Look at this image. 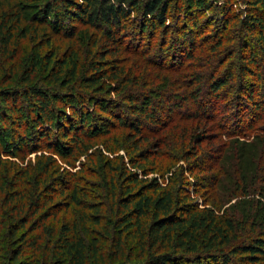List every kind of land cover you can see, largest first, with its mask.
I'll use <instances>...</instances> for the list:
<instances>
[{
    "label": "trees",
    "instance_id": "1",
    "mask_svg": "<svg viewBox=\"0 0 264 264\" xmlns=\"http://www.w3.org/2000/svg\"><path fill=\"white\" fill-rule=\"evenodd\" d=\"M29 1H34L30 13L24 10V0L0 1V56L6 63L11 61L10 67H15L16 60L17 67H24L19 79L12 81L13 86L6 84L11 82L6 74L1 76L0 103L12 109L14 102L22 98L28 107L36 109L33 123H47V132L43 129L38 135L46 142L17 148L27 154L40 149L50 153L37 154L31 167L20 165L14 169L10 178H17L18 190L9 188L8 193L0 178V264H264V124H259L264 122V101L259 96L264 91V74L234 62L240 55L251 64L257 63L254 49L246 48L248 37L264 53V0H245L244 16L228 0L224 17L216 19L199 12L203 6L197 3L202 0H191L198 6L195 13L184 6V0ZM206 1L210 5L211 0ZM171 3L178 21L187 13L185 22L167 23L171 21ZM27 19L35 39L45 29L56 37L47 36L44 42L28 49L26 42L17 41L18 36L28 37ZM214 21L217 25L212 24ZM83 26L94 28L96 39L104 41L96 52L99 59L83 66L85 73L81 72L84 91L78 101L82 108L66 118L65 127L63 122L59 124L63 128L58 137L69 138L73 148L81 147L75 157H89L94 137L111 139L113 130L125 129L122 143L126 160L119 158L116 165L108 162L110 167L103 172L110 174L102 184L106 186L105 195L109 192L111 197L108 216L101 215L95 203L78 198L76 188L72 194L67 192L72 181V187L81 183L55 174L58 159L54 153L59 154L61 148L53 146L59 138L53 142L48 139L56 101L61 102L60 96L65 95L70 102L76 100L73 92L59 90L77 80L80 70L75 57L58 58L55 51L64 39L78 38ZM81 40L88 41L86 36ZM52 41L55 48L42 56L47 74L38 77L41 55L35 53L36 49ZM115 55L118 59L113 58ZM137 60L146 71L147 64L156 67L151 68L152 76L170 78L172 83L142 87L140 76L137 80L131 78V61ZM232 85L235 88L228 92ZM162 91L172 98L160 105ZM148 93H153L149 106H142L141 115L132 117L136 103H143ZM90 98H95L90 104L108 115L93 112L88 117L91 106L87 103L86 107L85 101ZM124 102L131 113L122 115L117 109ZM146 121L151 126L149 132ZM17 122L21 124L20 119ZM202 122L227 143L218 161L230 168L223 181L219 172H214L207 177L209 181L201 177V188H186L184 170H201L205 161L216 158L211 153L198 157L199 152L187 149L191 143L203 140L201 134H196ZM188 123L192 128L186 127ZM150 137V150L140 148L142 141ZM68 145L62 142L61 146ZM103 145L109 152L118 150L106 140ZM182 146V155H177L175 151ZM186 156L196 157L192 167L171 170ZM24 158L21 156L22 161ZM64 160L69 163L67 158ZM31 169L35 176L30 174ZM83 169L92 175L94 168L85 165ZM151 173L162 176L163 182ZM119 177L121 184L117 183ZM201 190L203 195L208 194L204 195L203 205L192 197V191L198 195ZM56 195L70 196L71 202L95 211L82 214L81 228L75 218L60 220L56 217Z\"/></svg>",
    "mask_w": 264,
    "mask_h": 264
},
{
    "label": "rangeland",
    "instance_id": "2",
    "mask_svg": "<svg viewBox=\"0 0 264 264\" xmlns=\"http://www.w3.org/2000/svg\"><path fill=\"white\" fill-rule=\"evenodd\" d=\"M2 1V0H0ZM36 1V0H35ZM175 1V0H174ZM184 6H187V8H190V11H197V7L195 4H193L191 2V0H184ZM228 0H211L210 1V5L207 4L206 0H202V2L197 3L199 6L202 5V8H206L211 6V8L208 9H200L199 12H202L203 14H205L206 17H209L210 19H216L219 18L221 16L224 17V14L226 13L225 7H226V2ZM231 1V0H230ZM15 2V1H13ZM25 2V12L30 13L32 12V9L34 7V1H29V0H24ZM231 2H233L235 9L237 12H239L240 14H246V3L245 0H232ZM196 3V2H195ZM32 7V8H31ZM186 8V7H185ZM206 12H208L206 14ZM195 13V12H193ZM192 13V14H193ZM135 14V13H134ZM187 14V13H186ZM186 14H182L180 16L181 20L178 21V18H176L178 16V14H176V10L174 7V4L171 3V7H170V14L169 17L171 19V21L168 20V24L169 25H173L175 22H185V17ZM136 16V15H135ZM215 17V18H212ZM27 30H28V37L25 39H21L20 36L17 37V41L20 42H26L24 43V45L28 46V49H31V45L32 44H36L38 42H44L45 38H47V36L51 37V38H55V34H51L47 29H45V33H43V31H41L39 33V35L36 37L34 36L33 33V26L32 23L30 21V19H27ZM212 24H216L217 23L214 21L212 22ZM80 36H78V38H74L75 40H66L64 39V43L62 46H60V48H57V50L55 51V57L58 58H73L75 57L77 59L78 65L80 66V70L79 75L77 80L68 83L66 85H64L62 88H60V92L61 93H65L67 94V92L72 93L74 98L76 100L71 101L66 97V95L64 97L60 96V100H62L61 102L56 101V110H55V120L53 121V123L51 124V126L53 127L52 130H50L49 133V141L53 142V140L58 139V141L53 142V146H55V148L60 149L58 151H61L59 154L58 153H54V156L58 159L57 163L55 165V174L56 175H60L62 174L63 177H70L73 178L75 181L80 182L81 185L79 186H71L74 181H72V183L69 185V188L67 189V192H70L71 194L76 190L77 196L78 198H81L82 200H86L87 202H93L96 205H98L101 208V215L103 213V216H108V212L111 211L110 208V199L111 197L109 196V192L108 194L105 195V193L103 191H105L106 186L102 185L103 182L105 181V178H108L110 176V174L107 172L105 175L103 172L107 171V169L110 167L108 166V162H110L111 165H116L119 162V158H122L124 160H126L125 157V144L122 143V139L124 137V133H125V129H122L121 127L115 129L112 131V136H110L111 139L109 138H104L103 137H94L92 140H95V145L91 148V150L88 151V156L87 157L85 154L82 155L80 154V156L75 157L76 156V152L80 151L81 152V147L77 146V148H73L71 144V140L69 138L66 137H58L60 135V132L62 130L63 127H65L67 125V121L71 116V113L73 111L76 112V114H78L79 110H81V102L78 101V98H81V91H84V87H82V73H85L83 69V66L87 67L88 63L91 61H96L99 59V56L96 54V52L99 50V48L101 47L102 43L104 39H96V31L94 28L91 27H80ZM103 29L105 27H102ZM242 29V28H241ZM239 30V28H238ZM236 30V31H238ZM240 31V30H239ZM234 33H236L234 31ZM237 34V33H236ZM86 36V39L88 40L86 41H82L81 37ZM98 37H102L99 36ZM57 39V38H56ZM94 40H97L96 43L94 44ZM100 40V41H98ZM239 41V39H238ZM248 42V45H247ZM247 42H246V48L248 49H254L255 51V58L257 60L256 64H251L249 62H247L246 59H243L242 56L239 55V59L234 61L235 65H241V64H245L247 65V68H252L253 70L255 68H257L261 73L264 74V53L258 49L257 45L254 43L252 37H248L247 38ZM236 43V42H235ZM164 46V44H163ZM54 42L52 41L51 43H43L42 47L36 49V54H40L41 55V59H40V72L38 73V77L39 76H45L47 73L43 71V62H44V58L43 53L46 52H50L54 49ZM248 49V50H249ZM121 54V52H119ZM123 53V52H122ZM21 53H19L17 56L20 57ZM122 56H125L124 54H122ZM54 57V58H55ZM132 57V56H131ZM114 59H118L117 55L113 56ZM135 59V58H132ZM6 60L4 57L0 56V78L1 76H7L10 78L9 81L11 82H6V84H8L9 86H13V82L15 83V80L20 76V73L22 70H24V67H17L16 63L17 60L14 61L15 62V67H10V63L11 61H8V63H6ZM132 62V72H131V78L134 80L138 79V76H140V82H143L142 87H146L144 84H151L152 87H161V86H166L172 83L170 78L167 77H162V76H152V67L156 68L155 66L151 65V64H147L146 69H148V71L145 70V68L143 67L142 64H140L137 61H131ZM143 67V68H142ZM12 72H9V71ZM145 71V77L142 76V74ZM87 73H89L87 71ZM65 77V75H63ZM13 81V82H12ZM153 81H155L153 83ZM111 82H108L107 84L110 85ZM73 85L75 86V88L73 87ZM129 86V85H128ZM174 86V85H173ZM233 86V85H232ZM229 87V89H227L228 92L232 91V89L235 88V85L233 87ZM73 88V89H70ZM129 88V87H128ZM106 92V91H103ZM159 93V92H158ZM264 91L261 90L260 91V99H262L264 101ZM149 94V93H148ZM144 98V102L141 103L142 101H139L136 103V112H133L132 117L135 118V116H140L141 115V107L143 106V108L148 107L149 106V97L150 95H153V93L149 94ZM161 95V100H160V105L162 104L163 101H170L172 98L169 94V92H163L159 93ZM117 96V95H116ZM95 100V98H90L89 101H85V106L87 107V103L90 104ZM151 100H155L154 96H152ZM12 101V100H11ZM67 101L66 105H62L63 102ZM91 108H88L87 113L88 117L90 115L94 113L96 114H105L108 115V113H106L105 111H103L102 109H96L99 108L96 104H90ZM108 106V105H107ZM129 105L124 102L122 106H119V109H117L120 114H125L126 112L131 113L130 110H128ZM143 111V110H142ZM34 112V113H33ZM59 112H63L64 115L61 116L59 114ZM0 113H2V117L0 116V127L3 129L6 126V130H1L0 129V148H1V152H2V162L0 164V178H1V184L3 185V188L5 191H9L10 190H18L17 186L15 185V181L17 180V178L14 179V181H11V174H14V169H17L16 167H20V165L22 167H31L32 165H34L35 160H36V156L37 154L40 153H50L49 151H47L46 149H40L38 151L32 152V153H25V151H22V149L20 148H24L25 144L30 145H36L40 142H46V139L43 138L44 141L39 140L38 135L40 130L45 129V132H47L46 128H47V123H45V121H40V124L38 126L34 125V114L37 113V110H33L30 107H28L26 105V102L22 100V98H20L18 101H15L13 104L12 109H10L9 107H6L5 104L0 103ZM66 115H68L66 117ZM114 118V117H112ZM20 119L21 124H19V122H17ZM115 120L112 119L111 122H114ZM63 122V127L62 125H59L60 123ZM89 123V121L87 122ZM147 126L146 128L148 130H146L144 127L142 128L144 131L146 130L147 132H149V128L151 127L149 122L146 121ZM259 124H264V122H261ZM200 125L199 128H197L196 130V134H201L203 140L200 143H196L194 142L193 144L191 143L190 146L187 148L188 150H194L196 152H199L198 157H204V155L206 154H213L214 156H216V158H211L208 159L207 161L204 162V166L201 167L199 169H195V171L191 172L190 170L186 171L184 170L183 175L185 176V178L183 179V182H185V184H187V187L192 188L193 185H199V183L201 182V177L206 179L207 181H209V179L207 178L209 176L210 173L215 174L214 172H219V176H220V180L222 179V181L225 178V173L226 171L230 168L229 166L225 165V164H221V161H218V157H222L221 154H225V149L227 146V143H223L222 140H220L219 138H217L215 136L216 131L214 130V128H211L210 125H206L205 123H200L198 124ZM197 125V126H198ZM116 126V125H115ZM196 126V127H197ZM188 128H192L191 124L188 123L187 126ZM210 127V128H209ZM114 128V127H113ZM100 136V135H98ZM119 136V139L115 142L112 139H117ZM147 136H152V134L149 135V133L147 134ZM216 137V140H215ZM151 138V137H150ZM155 139V138H153ZM106 140L107 143L109 144H113V146L116 147L118 150H116L115 152H109L107 150H105V148L103 147V141ZM152 140L148 139V140H144L142 141V146L140 148H148L150 150V148L148 147V143ZM124 141V140H123ZM62 142L68 143V148H62ZM73 142V141H72ZM117 143V144H116ZM172 142H168V145L171 144ZM81 144V143H80ZM176 144V143H175ZM20 148H17V147ZM118 146V147H117ZM184 146V145H183ZM183 146L176 150L175 153L177 155H182V150H183ZM185 148V147H184ZM225 148V149H224ZM219 149L222 150L221 153L219 152ZM162 150H164L162 148ZM92 151V152H91ZM224 151V153H223ZM219 153V154H218ZM190 155H194L195 153H189ZM218 154V155H217ZM24 161H22L21 156H24ZM62 156V157H61ZM91 156V157H90ZM64 157L67 158L69 160V163L66 162L64 160ZM196 159V157H183V159H179L176 164L171 168V170H175V168L177 166L179 167H183V168H190L194 165V160ZM206 160V159H203ZM90 161V162H89ZM73 162V163H70ZM216 162V163H215ZM90 163V164H89ZM90 165L91 168H94L92 170V175L89 173H86L85 170L83 169V166L85 165ZM233 172H236V169H233ZM171 172L166 173L165 175H169ZM30 174H33V176H35V171L31 169ZM158 175L155 173H151L150 175ZM149 175V176H150ZM6 176V177H4ZM57 176V177H58ZM158 178L160 179L161 182H163L162 176L160 177V175H158ZM218 178V177H217ZM58 180V179H57ZM87 180V182L85 183V181ZM118 184L122 183V178L120 179V177L117 180ZM196 183V184H193ZM216 183V180L213 179L212 180V184ZM165 184V183H164ZM10 186V187H9ZM221 186V184H220ZM198 188H201L200 186H198ZM208 188V187H207ZM102 190V191H100ZM84 191V193H82ZM9 193V192H8ZM223 193V192H222ZM3 195V192L1 193ZM205 196H208V194L204 193ZM202 194V190L200 191V193L198 195L193 194L192 191V197L194 200L198 201L200 203V205H203V198L205 197ZM80 196V197H79ZM71 197L70 196H66L65 197L63 195H56L54 202L57 206V209H59V212L57 213V218L62 220V219H67V218H75L74 220H77L80 228H81V219H82V214L83 213H92L93 211H95L93 208L91 207H87L85 205H81L75 202H71ZM109 202V204H108ZM226 205V204H225ZM109 207V208H108ZM5 214H10V211L8 210H4ZM35 217V216H34ZM51 220L48 219L47 221ZM55 222V219H54ZM53 223V222H51ZM86 224H90L89 226L97 229L99 228L98 226L94 225L93 223H89L87 222ZM86 237H89L86 235ZM1 263L2 260L0 259Z\"/></svg>",
    "mask_w": 264,
    "mask_h": 264
}]
</instances>
